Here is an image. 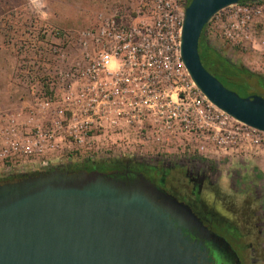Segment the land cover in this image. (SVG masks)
<instances>
[{
    "label": "built area",
    "instance_id": "built-area-1",
    "mask_svg": "<svg viewBox=\"0 0 264 264\" xmlns=\"http://www.w3.org/2000/svg\"><path fill=\"white\" fill-rule=\"evenodd\" d=\"M138 7L89 32V50L66 74L71 80L60 102L36 97L0 124V178L123 155L194 158L264 144V131L209 101L184 66V1L139 0ZM260 13L257 2H237L213 23L228 40L242 42Z\"/></svg>",
    "mask_w": 264,
    "mask_h": 264
},
{
    "label": "water",
    "instance_id": "water-1",
    "mask_svg": "<svg viewBox=\"0 0 264 264\" xmlns=\"http://www.w3.org/2000/svg\"><path fill=\"white\" fill-rule=\"evenodd\" d=\"M239 1L190 0L180 57L209 101L264 131V97L225 87L198 51L203 26ZM192 224L202 227L187 205L142 176L54 168L0 182V264H208L183 232Z\"/></svg>",
    "mask_w": 264,
    "mask_h": 264
},
{
    "label": "rangeland",
    "instance_id": "rangeland-1",
    "mask_svg": "<svg viewBox=\"0 0 264 264\" xmlns=\"http://www.w3.org/2000/svg\"><path fill=\"white\" fill-rule=\"evenodd\" d=\"M183 1L185 8L189 1ZM248 1L261 5V13L249 23L247 39L228 40L221 24L213 23L215 17L207 22L205 36L228 60L264 77V0ZM138 6L139 0H0V124L25 112L36 97L51 96L60 102L61 88L71 80L66 74L71 73L74 64L82 61L83 54L89 50V32L111 18L135 14ZM82 32L86 34L82 36ZM256 82L248 78L246 95L241 93V96L264 91ZM131 159L136 158L123 155L114 160ZM164 160L194 161L206 166L217 177L221 190L229 192L232 200L244 207L240 217L230 218L233 225L240 222V231L249 228L250 209L255 212L261 232L252 262L264 264V144L227 155L207 153L181 159L169 156ZM210 205L222 213L230 212V208H221L213 201Z\"/></svg>",
    "mask_w": 264,
    "mask_h": 264
},
{
    "label": "flooded vegetation",
    "instance_id": "flooded-vegetation-1",
    "mask_svg": "<svg viewBox=\"0 0 264 264\" xmlns=\"http://www.w3.org/2000/svg\"><path fill=\"white\" fill-rule=\"evenodd\" d=\"M59 168L68 171L98 170L123 179L142 176L161 191L187 205L201 221L203 228L192 224L183 232L190 240L200 243L201 249L206 252L208 264H253V253L258 249L261 232L255 220V212L250 209L249 228L240 231L239 221L236 226L233 225L230 218L240 217L244 207L232 200L229 192L221 190L217 177L200 163L131 159ZM210 201L221 208H230V212L222 213L212 209Z\"/></svg>",
    "mask_w": 264,
    "mask_h": 264
},
{
    "label": "trees",
    "instance_id": "trees-1",
    "mask_svg": "<svg viewBox=\"0 0 264 264\" xmlns=\"http://www.w3.org/2000/svg\"><path fill=\"white\" fill-rule=\"evenodd\" d=\"M190 1V0H188ZM248 0H240L239 2H244ZM205 29L206 24L203 26V29L201 31L199 41H198V51L200 55L201 62L203 66L211 73L213 74L224 86L225 84H228L235 88V92H237L240 96L241 93H245L246 95V88H247V82L248 78H254L257 82V85L262 87L264 89V77L255 74L251 71H249L247 68L236 65L230 60H228L224 55H222L219 51H217L213 46H211L205 36ZM244 87L245 89L242 90L240 87ZM264 97V91L261 93H257ZM248 96V95H247ZM78 169H72L69 171H77ZM49 170L44 171H33L25 174H19L14 175L11 177H2L0 178V182L8 181V180H15L17 178H20L22 176H27L31 174H37L39 172H47Z\"/></svg>",
    "mask_w": 264,
    "mask_h": 264
}]
</instances>
